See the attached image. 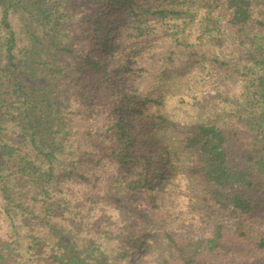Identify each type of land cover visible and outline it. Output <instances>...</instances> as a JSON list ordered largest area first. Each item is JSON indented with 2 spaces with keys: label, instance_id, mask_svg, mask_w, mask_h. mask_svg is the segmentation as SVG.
I'll return each mask as SVG.
<instances>
[{
  "label": "trees",
  "instance_id": "16d2710c",
  "mask_svg": "<svg viewBox=\"0 0 264 264\" xmlns=\"http://www.w3.org/2000/svg\"><path fill=\"white\" fill-rule=\"evenodd\" d=\"M143 253L264 264V0H0V264Z\"/></svg>",
  "mask_w": 264,
  "mask_h": 264
},
{
  "label": "rangeland",
  "instance_id": "374dc122",
  "mask_svg": "<svg viewBox=\"0 0 264 264\" xmlns=\"http://www.w3.org/2000/svg\"><path fill=\"white\" fill-rule=\"evenodd\" d=\"M157 184H162V180L161 179H157L155 181ZM222 219L224 221H227L228 220V216L226 214L222 215ZM184 227L186 228V232L184 231H181L180 234H182L183 236H189V237H193L197 240H201L202 238L208 236L212 230H213V227L212 225H202V226H199V227H196V226H186L184 225ZM145 255L143 253V255H136V256H133L131 259H130V262L132 264H144L145 262Z\"/></svg>",
  "mask_w": 264,
  "mask_h": 264
}]
</instances>
